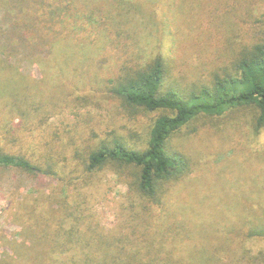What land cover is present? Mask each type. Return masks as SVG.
Instances as JSON below:
<instances>
[{
    "label": "trees",
    "instance_id": "1",
    "mask_svg": "<svg viewBox=\"0 0 264 264\" xmlns=\"http://www.w3.org/2000/svg\"><path fill=\"white\" fill-rule=\"evenodd\" d=\"M247 1L0 0L11 17L0 24V165L63 189L61 200L37 185L10 201L24 239H2L11 253L0 264H264V177L251 173L245 205L210 202L191 178L202 126L212 137L243 117L248 134L264 128V11ZM20 35L44 50L28 56L39 77L18 66ZM122 39L120 65L103 66ZM180 69L197 78L183 83ZM65 109L73 120H52ZM144 113L155 115L135 137L128 127ZM107 172L126 187L112 228L86 192Z\"/></svg>",
    "mask_w": 264,
    "mask_h": 264
},
{
    "label": "rangeland",
    "instance_id": "2",
    "mask_svg": "<svg viewBox=\"0 0 264 264\" xmlns=\"http://www.w3.org/2000/svg\"><path fill=\"white\" fill-rule=\"evenodd\" d=\"M247 2L250 3L251 7L253 6L254 13L255 11H264V0H248ZM242 3L244 2L242 1ZM134 14L136 15L135 19L139 22L140 26L143 27L144 32L141 34L145 36V40L150 41L151 39H156L155 37L157 36L158 30L156 24L155 27H150L152 24L148 21L147 16L143 15L145 13L135 12ZM8 18L11 17L7 16L5 10L0 7V24L7 22ZM164 33L167 35L166 31ZM23 37L22 35L18 36L15 46L21 53L19 57H25H23V60H20L18 66L21 72L39 77L37 65L31 64L28 61V56L32 53L43 54L41 52H44V50H42L40 46H26V41H24L25 39ZM2 39L3 38L0 37V40ZM164 39L168 38L166 37ZM125 45L128 47L129 42L124 39L117 48L114 47L113 50L108 49L104 59L101 60L102 65L107 66L108 60L111 59L114 69L119 66L121 58L124 57ZM191 67L192 66H187L185 70L187 71V69ZM111 71H113V69ZM186 71L181 69L178 71V77L183 83L187 80H195L197 78L195 72L198 71V69ZM91 110H93V108ZM103 111L105 113L102 114L106 117L105 119H107L108 115L105 110ZM154 115L155 113H144L135 116L133 118L134 121L130 123L135 124L134 130L128 124H125V126H129L128 129H131L135 136L138 132L142 131L141 120L147 121ZM243 118H241L237 124L232 121H227L226 127L217 137H212L211 128H204L203 126L200 128L204 121L203 119H200V122H198L200 129L196 134L195 144L196 146L202 144L205 150L202 155L201 166H199V169L202 171L193 172L191 178L196 175L192 180L194 181L193 184L198 194H206L208 196L207 200L210 202L213 200H219L220 202V199H222L224 204L229 201L231 204L237 202L244 203L245 205L247 203L244 202L246 198L243 199L241 197H247L250 192L248 189V179L251 181V173L258 172V178L264 177L262 174L264 165L260 167V162H258L259 157L261 158L262 156L260 152L264 149V128L248 134L246 130L248 128L242 126L244 121ZM58 119L66 122L73 120L70 109H65L60 115L57 114L52 117V120ZM14 120H17V118ZM126 122L125 120H117L115 126L123 125ZM203 123L207 122L204 121ZM216 123V120L208 121L210 126ZM205 141L206 143H204ZM189 145L190 144H188V146ZM201 183L202 185H200ZM37 185L40 186V189H42L45 194L50 193L53 197L56 195V199L61 200L60 196L63 189L61 185L51 180V178H40L28 174L17 167L0 165V257H4L6 253H11L8 242L13 241L20 244L19 242L24 239L23 236L17 233L20 227L17 224H13L9 219L7 208L10 201L20 200L29 193L31 188H35ZM86 192L89 195L90 205L101 224L106 228L115 226L120 218L122 207L125 205L124 194L126 192V187L117 182L115 175L111 172H107L101 181L89 187ZM2 239L4 242L6 240L9 241L4 243Z\"/></svg>",
    "mask_w": 264,
    "mask_h": 264
}]
</instances>
